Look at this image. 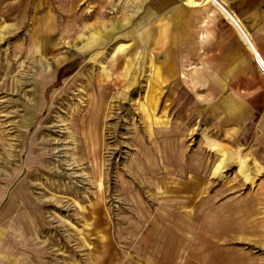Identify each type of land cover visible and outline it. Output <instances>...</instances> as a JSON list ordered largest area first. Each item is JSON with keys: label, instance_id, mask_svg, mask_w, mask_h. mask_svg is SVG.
<instances>
[{"label": "rangeland", "instance_id": "374dc122", "mask_svg": "<svg viewBox=\"0 0 264 264\" xmlns=\"http://www.w3.org/2000/svg\"><path fill=\"white\" fill-rule=\"evenodd\" d=\"M142 1L82 0L70 18L86 21L90 33L96 20L118 17L121 44L131 40L138 57ZM244 43L249 72L245 61H233L230 74L211 78L209 88H184L183 105L161 103L165 93H158L155 114L146 101L149 77L137 76L113 97L98 91L99 68L85 59L48 77L36 74L43 61L21 62L17 76L0 62L7 104L0 160L11 174L21 161L39 168L33 202L0 205L7 225L1 260L264 264V78ZM38 88H50L51 100L29 109Z\"/></svg>", "mask_w": 264, "mask_h": 264}, {"label": "crops", "instance_id": "0c3cea01", "mask_svg": "<svg viewBox=\"0 0 264 264\" xmlns=\"http://www.w3.org/2000/svg\"><path fill=\"white\" fill-rule=\"evenodd\" d=\"M81 1L0 0L1 68L9 70V75L17 76L23 67L21 62L33 67L43 61L46 66L38 68L36 74L48 77L65 62L74 58L85 59L88 66L99 68L95 79L98 91L113 97L122 93L123 88H131L137 76H146L150 78L146 101L151 103L154 111L158 107L155 102L158 93H165L161 103L167 98L183 105L184 88H209L206 86L211 78L230 74L233 61H245L244 70L249 72L251 64L244 39L254 53L260 50L264 55V0H216L212 3L201 0H143L135 10L137 27L143 29L138 57L136 53L131 54V40L121 44L122 27L118 17L114 19L113 16L107 23L96 20L90 33V25L86 21L78 20L74 24V18L70 17L77 6L80 10ZM114 9L113 5V13ZM9 59L13 64H7ZM48 84L47 80L41 82L43 86ZM39 90L35 106H27L29 109L37 110L39 104H49L51 97L47 94L50 88ZM65 90L70 91L71 88ZM3 92L0 88V93ZM6 107L7 104L0 100V122ZM36 114L38 111L33 113L35 117ZM17 135L20 132L17 131ZM11 138L14 139L13 136ZM4 155L8 156V152ZM2 160L5 165L1 164ZM2 160L0 205L13 200L16 204L33 202V178L38 174V166L34 168V164L21 161L20 166H12L11 174L8 160ZM1 217L3 219L7 215L2 213ZM4 232L7 233V225L1 222L0 245ZM15 244L11 245L15 247ZM18 246L25 248V244ZM5 259L0 258V264H26L22 255L5 256Z\"/></svg>", "mask_w": 264, "mask_h": 264}, {"label": "built area", "instance_id": "2783aa9c", "mask_svg": "<svg viewBox=\"0 0 264 264\" xmlns=\"http://www.w3.org/2000/svg\"><path fill=\"white\" fill-rule=\"evenodd\" d=\"M204 1L209 2V3L216 2V0H204ZM254 59H255V62L257 63V66L262 76L264 77V57L259 52H256L254 53Z\"/></svg>", "mask_w": 264, "mask_h": 264}]
</instances>
